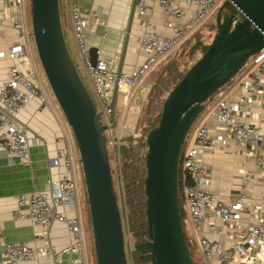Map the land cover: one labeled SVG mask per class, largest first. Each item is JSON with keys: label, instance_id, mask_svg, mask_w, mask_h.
<instances>
[{"label": "built area", "instance_id": "2783aa9c", "mask_svg": "<svg viewBox=\"0 0 264 264\" xmlns=\"http://www.w3.org/2000/svg\"><path fill=\"white\" fill-rule=\"evenodd\" d=\"M137 1L138 12L142 14L146 1ZM155 1L168 16H182L181 9L169 0ZM182 1L192 7L188 20L185 23L173 24V33L169 37L158 35L151 30L144 32L139 38L144 59L133 69L121 70L119 74L102 58H98L96 63L92 64L85 40L88 20L82 14L77 2L68 3L71 31L80 68L88 82L87 89L94 100L100 121L106 126L105 131H110L114 124L111 121L109 103L115 83H117L116 94L121 92L122 95L120 104L127 106L133 90L143 82V79L169 53L179 49L224 0ZM0 19H6L17 33L15 42L9 46L6 54L10 59L19 60L22 65V68L17 66L9 68L5 81L0 84V149L16 158L19 163L30 166L29 152L32 140L26 126L18 119V113L31 100H36L39 104H47L50 98L42 88L31 55L29 0H0ZM240 74L250 76L248 80H240L242 90L251 94L260 90L264 78V47L250 56L237 76ZM120 114L123 116L124 111ZM242 114L241 103L228 101L222 97L217 99L208 110L209 117L215 120L221 129L223 140L246 146L253 153L258 154L260 162H264V130L243 119ZM56 141L58 145L52 163L56 167H61L62 173L57 179L49 180L41 190L19 194L14 216L22 219L27 215L44 228L54 221L63 223L72 241L57 255L69 254L70 264H91L88 237L80 212L78 150L70 129L69 133L58 135ZM113 142L115 144L116 140L113 139ZM213 147L214 139L207 123L199 120L185 145L183 143V150L181 148L180 152L179 180L185 210L184 222L187 225L191 222L195 229L203 222H208V234L194 236L195 246L203 264H264V227L240 221L241 212L250 207L245 200V186L239 188L229 201L216 196L208 189L212 168L202 156ZM62 209L73 210L75 214L66 215ZM51 252L48 243L43 248L35 249L28 244L4 242L1 264H20L42 255L49 256Z\"/></svg>", "mask_w": 264, "mask_h": 264}, {"label": "water", "instance_id": "95a60500", "mask_svg": "<svg viewBox=\"0 0 264 264\" xmlns=\"http://www.w3.org/2000/svg\"><path fill=\"white\" fill-rule=\"evenodd\" d=\"M29 1L34 49L78 150L94 263L127 264L104 135L106 126L67 48L58 0ZM215 24L216 32L207 49L166 94L159 121L145 136L146 240L134 243L133 248L146 264H195L185 238L177 194L181 148L204 102L264 47V0H224L217 8ZM89 53L95 64L96 48H89ZM121 63L122 60L118 74ZM116 92L117 83L109 103L113 123Z\"/></svg>", "mask_w": 264, "mask_h": 264}, {"label": "crops", "instance_id": "0c3cea01", "mask_svg": "<svg viewBox=\"0 0 264 264\" xmlns=\"http://www.w3.org/2000/svg\"><path fill=\"white\" fill-rule=\"evenodd\" d=\"M145 1L144 12L140 14L136 0L134 13L129 21L133 0H63L65 22L62 21L61 24L65 32V41L66 36L69 37L72 52L69 50L67 42L66 45L73 56L75 65L77 66L76 61L79 64V57L71 31L68 14L69 2H77L81 7L82 14L88 20V30L85 36L88 47H95L98 58L109 62L113 70L117 71L122 60L121 70L129 71L144 59V54L139 46V38L144 32L151 30L158 35L169 37L173 33V24L185 23L192 11V7L184 4L182 0H169L182 11V16L172 17L164 13L157 1ZM128 26L129 31H127ZM16 35L17 33L10 27V23L6 19H0V53L3 54L0 57V84L5 81L9 68L13 66L22 68L19 60L10 59L6 54L9 46L15 42ZM125 35H128L126 43ZM30 48L34 60L32 41H30ZM170 54H173V51L168 55ZM34 64L39 71L37 62L34 61ZM249 78L248 74L238 75L223 90L221 97L228 101L241 103L242 118L250 121L258 129L264 130V78L260 84V90L255 94L245 92L240 87V80L244 81ZM41 85L48 93L50 102L39 104L36 100L29 101L18 113V119L24 123L32 140L29 152L30 166L19 163L16 158L0 149V264L4 242L28 244L35 249L43 248L47 243L49 244L52 251L49 256L42 255L20 264H58V262H60L59 264H70L69 254L57 255L72 241L63 223L54 221L44 228L27 215L22 219L14 216L19 194H29L36 189H43L49 180L57 179L63 171L61 167L53 165L52 158L58 145L56 137L61 133H69V128L51 93L45 84ZM121 98V92H118L115 100L116 105L121 106ZM208 110L199 119L207 123L214 139V147L204 152L202 156L212 168L208 189L216 196L229 201L239 188L245 186V200L250 207L241 212L240 221L264 227V162H260L258 154L253 153L246 146L223 140L221 129L217 122L209 117ZM77 178L79 185L81 181L79 176ZM83 200L84 192L82 194L79 191L80 212L84 225ZM261 202H263V206H261ZM25 211L23 210V212ZM62 211L69 216L75 214V211L69 209H62ZM216 224L220 225L219 222ZM187 228L190 229L192 236L208 234L207 221L200 224L197 229L189 222Z\"/></svg>", "mask_w": 264, "mask_h": 264}, {"label": "trees", "instance_id": "16d2710c", "mask_svg": "<svg viewBox=\"0 0 264 264\" xmlns=\"http://www.w3.org/2000/svg\"><path fill=\"white\" fill-rule=\"evenodd\" d=\"M29 7H30V4H29ZM214 27L216 28V24ZM199 31L200 29H198L193 34H191L190 37L181 45L179 50H176L173 53V55L175 56H173L172 58H169L164 64H162L160 72L155 75L152 85L150 86L148 90L147 101L142 110L141 121L144 125H146L145 128L143 129V136L135 138L132 135H129L123 139L124 143L119 146L118 151H119V155H121L119 170H120L121 182L123 184L122 186L123 199H124L125 205L128 207V216L130 218L129 226L132 229V231H135V230L137 231V234L135 235L136 242L145 240V237H142L141 233L139 232L140 227H139V222H138L140 218L141 219L145 218V215H144L145 196H144V191H143V187H144L143 179L146 174L145 161H144V154L146 150L145 136L147 132L158 123L160 115H161L163 101H164L166 94L170 91V89L174 86V84L178 82V80L184 75L186 70L197 60L195 59L188 67H186L185 65H183V62H181L185 54L183 53L182 55H180V51L188 50L189 51V53L187 54L189 55L187 56L188 58L190 57V52L191 54H193V52L199 49L202 54L207 49L208 44H205V45L201 44L202 34ZM238 73L239 71L235 74L233 79H231L230 81L225 83L223 86H221L215 93L209 96V98L204 102L203 110L197 115L194 123L192 124V126L187 132L186 138L183 142L184 145L193 127L199 121L200 117L206 112L207 108L209 109L210 106L217 99L221 97L223 90L236 79ZM180 171H181V160H179V163H178V173H177L178 193L177 194H178V199H179V210H180V215H181V220H182V226L184 228L185 227L184 225L185 210H184L182 192H181V186H180V180H179ZM83 204H84V210H87L85 189H84ZM185 238H186L190 253L193 257L194 263L196 264L195 258L193 256L194 253H192L193 251L191 247V241L189 240L186 232H185ZM91 252L94 257L92 245H91ZM127 264H146V263L140 260L139 252L134 250L133 248L131 252L130 260L127 259ZM147 264H150V263H147Z\"/></svg>", "mask_w": 264, "mask_h": 264}, {"label": "rangeland", "instance_id": "374dc122", "mask_svg": "<svg viewBox=\"0 0 264 264\" xmlns=\"http://www.w3.org/2000/svg\"><path fill=\"white\" fill-rule=\"evenodd\" d=\"M59 3V10H60V16H61V22L64 21L65 22V9L63 6V0H58ZM30 4V1H29ZM216 12L217 9L215 10V12L211 15V17H209L208 19H206L204 21V23L201 25V27L199 28L201 32V44L205 45V44H209L210 41L213 38V35L216 32V28L215 26V18H216ZM31 41L33 42V39L31 38ZM66 42L68 44L69 50L72 52V49L70 47V40L69 37L66 36ZM178 49V48H177ZM175 49L173 51V53L177 50ZM33 53V57H34V61L35 63L37 62L39 71H38V76H39V81L41 84H45L47 90L51 93V96L53 98L52 92L50 90V87L47 83V80L45 78V75L43 73V70L39 64L35 49L33 48L32 50ZM185 54L184 58L181 60V62H183V65H185L186 67H188L195 59H197L200 55L201 52L199 49H197L195 52H193V54H191L190 52V57L187 58V55L189 53L188 50L183 52ZM175 55H169L166 59H163L158 65H156L154 67V69L143 79V82L133 90L132 93H134L131 101L128 103L127 106H119L118 104L116 105V109H115V121L113 124V127L110 131H105L104 135L106 138V147H107V152H108V161H109V166L110 169L112 171V180H113V187L117 196V203H118V208L120 211V215H121V222H122V228H123V235H124V243H125V252H126V257L127 259L130 260L131 257V252L133 250V245L136 242L135 240V235L137 234V231H132V229L129 226V216H128V207L125 205L124 199H123V184L121 182V177H120V156L119 155V146L121 144H123V139L129 135H132L135 138L141 137L143 136V129L145 128L146 125H144L141 121L142 118V110L145 106V103L147 101V95H148V90L150 88V86L152 85V82L155 78V75L157 73L160 72L162 64H164L169 58H172ZM36 58V60H35ZM76 68L77 71L80 75V77L82 78L84 84L86 85V87L88 88V82L84 76V72L82 71V69L80 68V65L77 63L76 61ZM184 67V66H182ZM40 72V73H39ZM41 75V78H40ZM144 85V86H143ZM46 94L48 95V93L46 92ZM53 100L55 101V99L53 98ZM56 102V101H55ZM57 104V102H56ZM58 105V104H57ZM208 109V108H207ZM61 111V110H60ZM124 111V115L121 116V112ZM64 116V115H63ZM65 119V118H64ZM67 124V123H66ZM68 126V125H67ZM69 128V126H68ZM70 129V128H69ZM133 132H135V134H133ZM113 139L116 140L115 144L113 142ZM78 176H79V180L81 181L79 183V191H81V193L83 194L84 192V185H83V181L81 180L82 176H81V169L78 166ZM85 221H84V229L85 232L87 234L88 237V248H89V261L91 264H95L94 263V257L92 255L91 252V245H92V238H91V230H90V226H89V222H88V213L87 210L84 211V217ZM139 232L141 233L142 237H145L146 240V235H145V229H146V222H145V218L144 219H139ZM184 231L186 232L189 240L191 241V247H192V253L194 258H195V262L196 264H203L200 258V255L195 247V242H194V236H192L190 234V229L187 228V224L184 222Z\"/></svg>", "mask_w": 264, "mask_h": 264}, {"label": "bare ground", "instance_id": "6f19581e", "mask_svg": "<svg viewBox=\"0 0 264 264\" xmlns=\"http://www.w3.org/2000/svg\"><path fill=\"white\" fill-rule=\"evenodd\" d=\"M31 26V25H30ZM32 101V100H31Z\"/></svg>", "mask_w": 264, "mask_h": 264}, {"label": "flooded vegetation", "instance_id": "af4514ba", "mask_svg": "<svg viewBox=\"0 0 264 264\" xmlns=\"http://www.w3.org/2000/svg\"><path fill=\"white\" fill-rule=\"evenodd\" d=\"M143 241H145V240H143Z\"/></svg>", "mask_w": 264, "mask_h": 264}]
</instances>
